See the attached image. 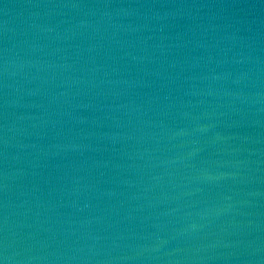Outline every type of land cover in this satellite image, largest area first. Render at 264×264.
Returning a JSON list of instances; mask_svg holds the SVG:
<instances>
[{"label":"water","instance_id":"95a60500","mask_svg":"<svg viewBox=\"0 0 264 264\" xmlns=\"http://www.w3.org/2000/svg\"><path fill=\"white\" fill-rule=\"evenodd\" d=\"M3 264H264V0H0Z\"/></svg>","mask_w":264,"mask_h":264},{"label":"snow or ice","instance_id":"6c2138e0","mask_svg":"<svg viewBox=\"0 0 264 264\" xmlns=\"http://www.w3.org/2000/svg\"><path fill=\"white\" fill-rule=\"evenodd\" d=\"M0 264H3V262H2V261H0Z\"/></svg>","mask_w":264,"mask_h":264}]
</instances>
